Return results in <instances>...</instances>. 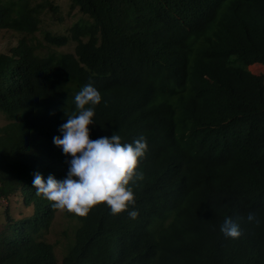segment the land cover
I'll return each mask as SVG.
<instances>
[{"label":"trees","instance_id":"16d2710c","mask_svg":"<svg viewBox=\"0 0 264 264\" xmlns=\"http://www.w3.org/2000/svg\"><path fill=\"white\" fill-rule=\"evenodd\" d=\"M66 1L78 17L45 48L35 32L57 0H0V29L22 33L0 51V264H264V74L247 67L264 65V0ZM89 83L102 97L90 139L147 142L138 215L62 210L74 236L57 258L59 209L32 180L65 177L52 138ZM226 217L239 237L221 233Z\"/></svg>","mask_w":264,"mask_h":264},{"label":"clouds","instance_id":"9594fccd","mask_svg":"<svg viewBox=\"0 0 264 264\" xmlns=\"http://www.w3.org/2000/svg\"><path fill=\"white\" fill-rule=\"evenodd\" d=\"M73 99L75 113L59 126L62 135L52 138L62 154L70 156L66 175L58 180L51 174L44 178L35 173L32 187L37 195L53 202L51 207L55 209L85 216L93 206L104 203L110 214L127 210L128 216L135 219L138 213L129 206L135 203L133 186L143 179L137 163L147 151L146 140L141 136L132 143H121L115 132L90 139L88 126L93 125L94 109L102 100L101 94L89 83ZM5 203L7 205V201L0 198L2 207ZM247 219L254 221V214L249 213ZM220 231L231 238L241 234L239 226L227 217Z\"/></svg>","mask_w":264,"mask_h":264},{"label":"rangeland","instance_id":"374dc122","mask_svg":"<svg viewBox=\"0 0 264 264\" xmlns=\"http://www.w3.org/2000/svg\"><path fill=\"white\" fill-rule=\"evenodd\" d=\"M57 2L59 4V9L57 14L56 15L47 14L44 17H42L39 30L35 32L36 38L44 45L45 48H46V44L43 38L45 31L57 30L59 33H61L63 32L62 27L75 21L78 17V10L75 8H70L66 0H57ZM21 36L22 33L9 29H0V51H6L10 46L14 45L17 42L18 38H20ZM73 45L74 42H70L60 47H52L51 49L69 51L72 50ZM248 68L254 74L257 75L264 74V66L259 63H252L248 65ZM7 122H9V120L6 118V116L0 113V126H2V124H5ZM5 205L6 203L2 207L0 204V228L3 222L5 221L3 215V209ZM14 213H16V211H14ZM73 223H74L73 221L68 220L62 214V209H59V211L55 215L53 224L51 226V231L48 235L49 240H51V242L54 243V252L56 254V257L58 256L57 258H60L63 255V253L66 251V243L68 238L71 235L72 238L74 236V230L72 233ZM64 230L67 232L66 236L62 232Z\"/></svg>","mask_w":264,"mask_h":264}]
</instances>
